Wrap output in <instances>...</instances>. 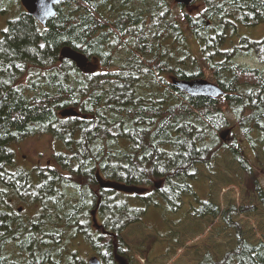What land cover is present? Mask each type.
<instances>
[{"label": "trees", "instance_id": "16d2710c", "mask_svg": "<svg viewBox=\"0 0 264 264\" xmlns=\"http://www.w3.org/2000/svg\"><path fill=\"white\" fill-rule=\"evenodd\" d=\"M153 1L147 10L131 5L117 11L109 0H62L45 25L24 9L7 20L0 35V264H71L60 246L67 229L93 244L110 237L97 254L102 264H119L126 255L122 232L141 221L145 208L134 206L126 193L100 188L97 176L147 189L149 195L136 197L145 206L160 200L177 210L185 195L196 197L197 166L213 171L225 151L253 175L239 145L226 143L225 111L251 148L257 143L253 133L264 143V68L235 60L256 54L264 62V38L242 36L223 46L239 26L264 23V0H193L202 9L193 15L182 11L184 27L166 0ZM185 31L197 40L200 58L224 91L217 99L190 96L171 84L170 78H203ZM115 46L124 50L120 57ZM65 47L109 70L83 73L60 57ZM70 107L80 115H59ZM34 135L59 141L65 151L56 164L87 182H70L78 196L74 203H63L69 181L53 168H14L13 145ZM256 189L264 208V194ZM26 194L39 209L31 218L13 206ZM51 202L58 204L53 213ZM197 203L191 214L220 215L233 226L226 210L210 201ZM94 211L100 234L91 237ZM199 264H264V240L251 243L237 233L235 246L220 259L206 253Z\"/></svg>", "mask_w": 264, "mask_h": 264}, {"label": "rangeland", "instance_id": "374dc122", "mask_svg": "<svg viewBox=\"0 0 264 264\" xmlns=\"http://www.w3.org/2000/svg\"><path fill=\"white\" fill-rule=\"evenodd\" d=\"M109 1H112V5L118 9L117 11L126 10L131 5L143 10L154 6L153 0H146V3L141 0ZM166 1L174 19L182 27H184L182 11L193 15L202 9V4L199 1H192L183 8H180L174 0ZM20 10H23L20 2L0 0V35L5 29L7 20ZM186 36L191 52L197 56V60L203 69V78L213 82L210 70L200 58V46L197 40L188 32H186ZM242 36L251 40L263 39L264 23L255 26H239L236 35L229 34L223 48H228L231 44L236 43L238 38ZM114 49H116L114 52L116 57H120L124 52L121 47L117 49L115 46ZM235 60L241 65L251 68H264V62L256 54L240 55ZM80 69L85 74L102 73L109 70L96 59H87L85 67ZM22 81L23 77L19 82ZM225 115L229 119L230 125L228 132L221 133L227 132L225 134L226 143L229 145L236 143L241 148L242 153L247 156L253 169L252 176H248L232 155L225 151L217 158L213 171L207 170L202 165L197 166L199 175L192 182L196 197L190 194L185 195L177 210L170 209L160 200H155L157 201L156 204L151 203L145 206L142 200L136 199L137 196L149 195L145 188L127 187L123 184H117L118 189L102 188L126 193L134 206L145 208L141 221L128 225L122 232L126 255L121 257L125 264H199L202 256L206 253H210L216 260L220 259L225 252L235 246L237 233H242L251 243L264 240V208L256 189L259 186L264 194V150L262 148L264 143L258 141L260 134L253 133L252 138L257 143L255 147L251 148L236 125L235 117L227 109ZM12 149L14 151V168L28 170L47 165L69 181V185L65 187L63 203H74L78 197L76 189L70 185V182L78 186H84L87 183L84 182V179L71 176L56 164L57 155L64 153L65 148L50 135L27 137L14 144ZM99 180L108 181L97 176L96 182L98 183ZM88 188L91 193L98 195L96 187ZM56 199L60 200L58 197ZM197 200L210 201L218 205L221 211L226 210L229 222L231 221L233 226L231 227L220 215L198 217L191 214L192 206H198ZM13 204L14 208H22L19 213H22L25 218H31L39 212L38 207L30 203L28 194L25 198L16 199ZM51 206L52 208L49 207L48 209L49 213H53V209L58 207V204L51 202ZM60 207L64 206L61 205ZM89 208L93 210L91 204H89ZM91 215L93 224L90 231L91 237H94V235L100 234L101 220L96 219L95 211ZM89 239L71 229L63 232V242L60 246L71 264H88V259L93 255L102 261L97 250H101L103 244L110 237L105 235L103 239L97 238L94 244Z\"/></svg>", "mask_w": 264, "mask_h": 264}, {"label": "water", "instance_id": "95a60500", "mask_svg": "<svg viewBox=\"0 0 264 264\" xmlns=\"http://www.w3.org/2000/svg\"><path fill=\"white\" fill-rule=\"evenodd\" d=\"M62 0H19L25 12L32 16L41 25H45L47 20L53 17L56 13L55 6ZM178 5L188 6L193 0H174ZM60 57L73 61L77 67L83 68L86 65L87 58L80 52L71 48H62L60 50ZM171 84L177 90L186 93L190 96H204L212 99H217L224 94L223 89L216 84L206 80L205 78H192V79H176L170 78ZM61 117L79 116V112L75 108H64L59 112ZM98 184L101 188H114L118 189L117 184L111 181L99 180ZM21 211V207L17 208ZM120 264H125L122 257L118 258ZM88 264H100L97 256L93 255L88 259Z\"/></svg>", "mask_w": 264, "mask_h": 264}, {"label": "flooded vegetation", "instance_id": "af4514ba", "mask_svg": "<svg viewBox=\"0 0 264 264\" xmlns=\"http://www.w3.org/2000/svg\"><path fill=\"white\" fill-rule=\"evenodd\" d=\"M80 115V114H79ZM120 264V263H119Z\"/></svg>", "mask_w": 264, "mask_h": 264}]
</instances>
